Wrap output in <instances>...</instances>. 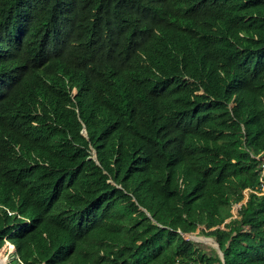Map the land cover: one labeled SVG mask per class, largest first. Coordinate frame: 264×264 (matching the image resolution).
Segmentation results:
<instances>
[{
	"label": "trees",
	"instance_id": "obj_1",
	"mask_svg": "<svg viewBox=\"0 0 264 264\" xmlns=\"http://www.w3.org/2000/svg\"><path fill=\"white\" fill-rule=\"evenodd\" d=\"M262 155L264 0H0L10 264H264Z\"/></svg>",
	"mask_w": 264,
	"mask_h": 264
},
{
	"label": "rangeland",
	"instance_id": "obj_2",
	"mask_svg": "<svg viewBox=\"0 0 264 264\" xmlns=\"http://www.w3.org/2000/svg\"><path fill=\"white\" fill-rule=\"evenodd\" d=\"M248 198L245 196V199L241 203H238L233 207L232 214L234 218H238L239 216L238 210L240 209L242 204H246ZM184 238L188 241H193L196 244V246L201 247V249L204 251L211 253L217 252L223 258V254L216 240L210 237L208 238L202 236L200 230L193 234L184 235ZM15 253L16 252L12 250L8 244H6L3 247V249L0 251V264H10V262L14 258Z\"/></svg>",
	"mask_w": 264,
	"mask_h": 264
},
{
	"label": "built area",
	"instance_id": "obj_3",
	"mask_svg": "<svg viewBox=\"0 0 264 264\" xmlns=\"http://www.w3.org/2000/svg\"><path fill=\"white\" fill-rule=\"evenodd\" d=\"M258 159L263 162V164H262V170H261V173H260V186L257 188V190H251V189L247 190L245 192V196L247 198L249 197V194L250 193H253V194H255L257 196H260V197L261 196H264V156L263 155L262 156H259ZM242 205H241V207H242ZM241 207H240V209H241Z\"/></svg>",
	"mask_w": 264,
	"mask_h": 264
},
{
	"label": "clouds",
	"instance_id": "obj_4",
	"mask_svg": "<svg viewBox=\"0 0 264 264\" xmlns=\"http://www.w3.org/2000/svg\"><path fill=\"white\" fill-rule=\"evenodd\" d=\"M77 92H78V91L75 89V90H74V94L76 95V94H77ZM85 135H86V132H85Z\"/></svg>",
	"mask_w": 264,
	"mask_h": 264
},
{
	"label": "water",
	"instance_id": "obj_5",
	"mask_svg": "<svg viewBox=\"0 0 264 264\" xmlns=\"http://www.w3.org/2000/svg\"><path fill=\"white\" fill-rule=\"evenodd\" d=\"M184 235H187V234H184ZM220 248V247H219ZM224 257V256H223Z\"/></svg>",
	"mask_w": 264,
	"mask_h": 264
}]
</instances>
